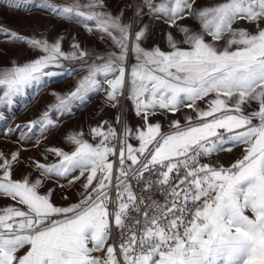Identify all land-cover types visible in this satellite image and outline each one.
<instances>
[{
	"label": "snow or ice",
	"instance_id": "obj_1",
	"mask_svg": "<svg viewBox=\"0 0 264 264\" xmlns=\"http://www.w3.org/2000/svg\"><path fill=\"white\" fill-rule=\"evenodd\" d=\"M0 7L75 24L108 45L94 51L74 35L64 49L63 33L0 26V44L37 53L0 66L2 134L18 145L0 150V200L10 201L0 204V264H264V0H140L127 21L106 0ZM144 16L167 26V50L143 46ZM60 76L75 78L72 88L8 126L5 112ZM96 94L111 108L129 101L139 126L117 116L91 127V140L67 135L70 150L22 157ZM178 113L168 131L153 121ZM235 148L233 162L218 161ZM22 162L32 171L15 179ZM78 182V201H54L56 189Z\"/></svg>",
	"mask_w": 264,
	"mask_h": 264
},
{
	"label": "crops",
	"instance_id": "obj_2",
	"mask_svg": "<svg viewBox=\"0 0 264 264\" xmlns=\"http://www.w3.org/2000/svg\"><path fill=\"white\" fill-rule=\"evenodd\" d=\"M135 2V4H134ZM140 0H106L107 10L113 14H117L120 11L124 13V19L127 21L129 18H133L134 13L139 4ZM208 2V0H205ZM144 24L151 23V36L143 45L146 48H151L154 45H159L161 49L167 50L166 41L164 38V32L167 28L166 25L159 22H150L148 16L143 17ZM186 23H192L187 21ZM8 27L17 30L21 34L31 33L35 28H48L50 32L49 39L52 36H56L58 32L64 34V49H69L72 37L77 36L79 42L84 47H90L94 51H99L106 49L107 44L98 39L95 34H88L79 26L72 23L59 22L49 17L35 14L30 17L25 15H17L6 21ZM133 28H135V22L133 23ZM103 54V53H102ZM37 55L36 52L27 49L24 46L16 44H0V66H7L12 61L23 63L25 61L31 60ZM75 83V78H68L65 76L53 78L47 88L39 93V95L29 103L25 104L21 101L15 106L12 112H5V116L8 118V126L14 127L16 124L27 122L31 119L37 118L40 111H43L46 106L52 101L53 97L50 94L53 90L58 93H64L68 89L72 88ZM189 111V110H185ZM120 117L121 125L127 121L129 126L137 127L140 124L138 117L134 115L131 103L129 101L123 100L119 108H111L105 103L103 94H96L90 101L74 110L73 114L65 116L62 119V123L59 128L52 131L47 139H44L39 147H34V140L28 142L25 145L26 150L22 152V157H32L36 159L43 158V151L45 147H60L65 150H70V146L67 144L65 137L72 133L83 132L85 138L91 140L88 135L89 129L98 125L101 121L107 120L110 123H114L116 117ZM181 114L177 116H172L168 114L167 116L157 114L153 117L154 122H159L162 125L163 131H168L169 121L172 119L180 118ZM119 128L120 125H117ZM5 129V122L0 121V150L8 152L10 150H15L18 145L16 144V136L11 138L5 137L2 133ZM94 142V141H93ZM134 145L137 144L135 140L130 141ZM240 155V149L235 148L232 152L226 153L223 157V164L228 165L233 162ZM55 157L48 156V161L53 162ZM32 170L26 162H22L17 165L14 169V178L21 179L24 175L29 174ZM79 187V182L75 188L62 190L56 189L53 199L58 205H67L70 202L78 201L79 194L77 188ZM45 188H56L54 182L49 181ZM62 193L67 195L69 199L66 201L62 198ZM8 200H0V204H8Z\"/></svg>",
	"mask_w": 264,
	"mask_h": 264
},
{
	"label": "rangeland",
	"instance_id": "obj_3",
	"mask_svg": "<svg viewBox=\"0 0 264 264\" xmlns=\"http://www.w3.org/2000/svg\"><path fill=\"white\" fill-rule=\"evenodd\" d=\"M22 14H23L22 12L11 10V9L6 8V7H0V26H4V25L7 26L6 21L8 19H10L14 16H17V15H22ZM226 153H228V152L220 154V163H223V157Z\"/></svg>",
	"mask_w": 264,
	"mask_h": 264
},
{
	"label": "built area",
	"instance_id": "obj_4",
	"mask_svg": "<svg viewBox=\"0 0 264 264\" xmlns=\"http://www.w3.org/2000/svg\"><path fill=\"white\" fill-rule=\"evenodd\" d=\"M217 159L220 162V155L217 157ZM137 191H139V190L137 189ZM115 236H116V234L114 233V238H115Z\"/></svg>",
	"mask_w": 264,
	"mask_h": 264
},
{
	"label": "bare ground",
	"instance_id": "obj_5",
	"mask_svg": "<svg viewBox=\"0 0 264 264\" xmlns=\"http://www.w3.org/2000/svg\"><path fill=\"white\" fill-rule=\"evenodd\" d=\"M134 4H135V2H134Z\"/></svg>",
	"mask_w": 264,
	"mask_h": 264
}]
</instances>
